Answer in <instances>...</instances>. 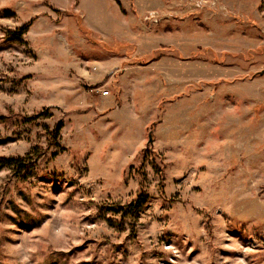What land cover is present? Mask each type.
Returning a JSON list of instances; mask_svg holds the SVG:
<instances>
[{
    "label": "rangeland",
    "instance_id": "374dc122",
    "mask_svg": "<svg viewBox=\"0 0 264 264\" xmlns=\"http://www.w3.org/2000/svg\"><path fill=\"white\" fill-rule=\"evenodd\" d=\"M25 155L0 264H264V0H0V157ZM141 190L134 227L112 205Z\"/></svg>",
    "mask_w": 264,
    "mask_h": 264
},
{
    "label": "trees",
    "instance_id": "16d2710c",
    "mask_svg": "<svg viewBox=\"0 0 264 264\" xmlns=\"http://www.w3.org/2000/svg\"><path fill=\"white\" fill-rule=\"evenodd\" d=\"M31 21L23 24L17 30L12 31L10 38L12 40L20 39L21 36L29 29ZM62 128V122L59 121L55 126L48 131L49 145L56 146L59 133ZM55 155V153L53 154ZM36 164V156L25 155V156H7L0 157V167L6 166L11 169L12 173L22 178H28L32 168ZM149 200L148 194L141 190L138 195L125 205L114 204L112 208L120 212L121 218H130L131 225L135 227V220L139 211H141ZM118 221V220H114Z\"/></svg>",
    "mask_w": 264,
    "mask_h": 264
},
{
    "label": "built area",
    "instance_id": "2783aa9c",
    "mask_svg": "<svg viewBox=\"0 0 264 264\" xmlns=\"http://www.w3.org/2000/svg\"><path fill=\"white\" fill-rule=\"evenodd\" d=\"M101 93H102L103 95H108V94H109V91H108V90H102Z\"/></svg>",
    "mask_w": 264,
    "mask_h": 264
},
{
    "label": "water",
    "instance_id": "95a60500",
    "mask_svg": "<svg viewBox=\"0 0 264 264\" xmlns=\"http://www.w3.org/2000/svg\"><path fill=\"white\" fill-rule=\"evenodd\" d=\"M149 141L152 142V135L149 134Z\"/></svg>",
    "mask_w": 264,
    "mask_h": 264
}]
</instances>
